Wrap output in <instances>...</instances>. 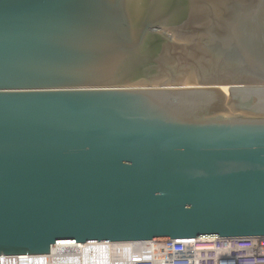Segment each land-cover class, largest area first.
Segmentation results:
<instances>
[{"label":"water","instance_id":"water-1","mask_svg":"<svg viewBox=\"0 0 264 264\" xmlns=\"http://www.w3.org/2000/svg\"><path fill=\"white\" fill-rule=\"evenodd\" d=\"M264 236V0H0V256Z\"/></svg>","mask_w":264,"mask_h":264},{"label":"built area","instance_id":"built-area-1","mask_svg":"<svg viewBox=\"0 0 264 264\" xmlns=\"http://www.w3.org/2000/svg\"><path fill=\"white\" fill-rule=\"evenodd\" d=\"M2 259L9 264H264V236L59 244L50 254Z\"/></svg>","mask_w":264,"mask_h":264},{"label":"bare ground","instance_id":"bare-ground-1","mask_svg":"<svg viewBox=\"0 0 264 264\" xmlns=\"http://www.w3.org/2000/svg\"><path fill=\"white\" fill-rule=\"evenodd\" d=\"M12 262H14V260H12ZM10 261H8V259H2L0 260V264H9Z\"/></svg>","mask_w":264,"mask_h":264}]
</instances>
